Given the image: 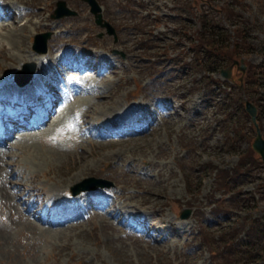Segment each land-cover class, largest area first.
Listing matches in <instances>:
<instances>
[{
  "label": "rangeland",
  "instance_id": "1",
  "mask_svg": "<svg viewBox=\"0 0 264 264\" xmlns=\"http://www.w3.org/2000/svg\"><path fill=\"white\" fill-rule=\"evenodd\" d=\"M8 1L23 15L4 12L0 21V80H15L41 56L35 48L39 33L51 34L43 59L67 49L94 54V66L98 59L109 66L94 81L70 71L79 78L65 112L40 130L42 136L16 140L20 149L0 161V264H212V249L226 247V223L264 214V160L253 149L257 134L244 113L246 97H264V78L258 86L247 79L251 71L254 81V72L264 68V0H213L217 10L235 7L233 20L224 21L232 35L233 28L247 25L253 49L243 55L249 65L246 97L238 80L232 81L235 88L222 83L221 68L229 62H202L205 52L193 48L202 16L215 14L211 24L222 17L208 11V0H98L118 40L96 23L86 0H65L77 15L58 19L53 15L60 0ZM58 63L65 73L75 67ZM87 83L93 87L83 88ZM87 122L98 124V132ZM261 124L264 132V116ZM12 171L18 176L11 180ZM100 179L113 184L81 190L86 200L78 204L88 213L78 220L51 226L34 219V210L31 217L23 212L31 197L24 193L42 201L48 193L70 194ZM234 204L244 207L227 217L213 214L219 205ZM186 209L192 212L183 219ZM130 215L143 217L140 232L133 230L136 222H120Z\"/></svg>",
  "mask_w": 264,
  "mask_h": 264
},
{
  "label": "trees",
  "instance_id": "2",
  "mask_svg": "<svg viewBox=\"0 0 264 264\" xmlns=\"http://www.w3.org/2000/svg\"><path fill=\"white\" fill-rule=\"evenodd\" d=\"M223 10L227 19L233 20V15L236 11L235 7H227ZM202 24L203 28L197 34L200 41L197 43L196 47L200 55L203 51L206 54V56L202 54L203 60L201 61L206 62L208 60V64L212 65L222 64L223 62H230L235 57H240L252 52L253 44L248 39L247 25L243 24L235 28V34L233 36L235 38L234 47H232V34L223 28H221L222 31H218L217 26L221 27L220 24L215 25L214 23L211 25L205 17H202ZM258 68L256 67L255 71H257ZM256 74L257 73L254 72V77ZM251 75L252 72L250 71L247 79L249 82L251 81L257 84L258 78H255L253 81ZM246 90L249 91L248 86H246ZM247 200L248 199L243 198L241 202ZM234 206L230 209H226L224 206L221 207V205H219V208H214L215 215L217 217L221 215H231V213L235 212L236 207H244L241 204H239V206L234 204ZM242 219L244 220L242 221ZM228 228L232 230L230 233L228 232ZM243 233L245 234L244 237L241 236ZM221 234H223L222 237L224 238L222 243H224L226 247L222 250L221 246L218 245L216 248L212 249V255L214 257L212 264H264V215L259 217H240L235 224L224 227L221 230Z\"/></svg>",
  "mask_w": 264,
  "mask_h": 264
},
{
  "label": "water",
  "instance_id": "3",
  "mask_svg": "<svg viewBox=\"0 0 264 264\" xmlns=\"http://www.w3.org/2000/svg\"><path fill=\"white\" fill-rule=\"evenodd\" d=\"M90 5H91V11L96 15V22L102 26L107 27L108 32L110 34H115L116 35V30L115 28L108 22L105 21L103 18V14H102V7L99 4V2L97 0H87ZM58 6H59V10L57 11V16L58 17H63L66 15H72V14H76L77 12L73 9H70L67 6V2L65 0H61L58 2ZM49 35H41V37L44 38V48L42 49V51H46L47 47H46V39ZM243 64H244V60H242ZM234 64L231 65L230 67H228L227 69H224L222 71V74L229 78L231 77L232 74V70H233ZM240 69H242V71L246 70V66L243 65L240 67ZM247 110L251 113L252 118H253V122L255 123L256 127H257V137L254 141V148L260 152L263 156H264V138H263V134L261 131V128L257 122V107L255 104H253L252 102H248L247 103ZM191 209H186L184 211L181 212V217L186 219L190 216L191 214Z\"/></svg>",
  "mask_w": 264,
  "mask_h": 264
},
{
  "label": "bare ground",
  "instance_id": "4",
  "mask_svg": "<svg viewBox=\"0 0 264 264\" xmlns=\"http://www.w3.org/2000/svg\"><path fill=\"white\" fill-rule=\"evenodd\" d=\"M14 14H15V17H17V13L16 12H13ZM21 18V17H20ZM16 21H18L19 22V20H17V19H14L13 20V23L14 22H16ZM17 22V23H18ZM2 25H4V24H2ZM14 25V24H13ZM28 25V24H27ZM1 27V26H0ZM25 27V26H24ZM2 28V27H1ZM5 28H7V27H5ZM41 56H37L36 57V60H34V62L36 61H40V64H42L41 62H44V60H43V57H44V54H40ZM53 61V60H52ZM51 61V64H49V65H56V63L55 62H52ZM40 64H39V66H40ZM65 64V63H64ZM62 65V64H61ZM65 69V68H64ZM71 69H75V67H72ZM55 72H59L58 70H54ZM10 73V72H9ZM103 73V72H102ZM11 81H12V79H10V78H4V79H2L1 81H0V95H3V94H5V95H8V96H13L14 94V90H15V88L14 89H11V87H12V83H11ZM10 82V87H6V83H9ZM35 82V81H34ZM31 86H34V84H31L30 86H28V87H26V88H24V89H22V91H30L31 90ZM95 86V85H94ZM18 88V87H17ZM84 88V87H83ZM86 93V92H85ZM82 95V94H81ZM85 99V98H84ZM86 103V102H85ZM70 111V110H69ZM87 111V110H86ZM63 116V115H62ZM85 123V122H84ZM47 127V126H46ZM45 127V128H46ZM86 137V136H85ZM25 138H29V136H25ZM13 149H20V147H17L16 146V144L15 145H13V146H11ZM9 152V155H11V156H13L12 154H11V151H8ZM0 153L1 154H5V153H7V152H3V151H1L0 150ZM1 154H0V161L2 162L4 159H3V156H1ZM10 164L11 163H7V165L8 166H10ZM7 169H8V167H7ZM12 174H14V176L15 175H17L18 173L16 172H14V171H12ZM18 176V175H17ZM64 187V186H63ZM61 196V193H57L56 192V194H55V197H56V199L57 198H59ZM118 211V210H117ZM119 213V212H118ZM51 238V237H50ZM50 244H52V242L50 243Z\"/></svg>",
  "mask_w": 264,
  "mask_h": 264
}]
</instances>
